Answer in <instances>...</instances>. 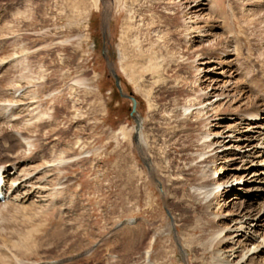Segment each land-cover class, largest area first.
Returning a JSON list of instances; mask_svg holds the SVG:
<instances>
[{
  "label": "rangeland",
  "instance_id": "374dc122",
  "mask_svg": "<svg viewBox=\"0 0 264 264\" xmlns=\"http://www.w3.org/2000/svg\"><path fill=\"white\" fill-rule=\"evenodd\" d=\"M112 71L136 100L134 113ZM200 94L218 110L207 126L218 134L205 143L208 169L195 160L204 141L189 115L205 105L186 109ZM263 99L264 0H0V264H107L116 235L135 224L145 262L128 264H264V112L237 115L254 103L264 111ZM41 115L50 122L34 130ZM25 126L33 132L23 134ZM174 129L192 135L189 151L173 148L166 135ZM137 136L169 154L162 167L175 159L157 173L160 185ZM126 159L128 176L143 171L138 204L126 200ZM196 166L212 170L222 196L202 217L182 181ZM31 214L40 217L28 221ZM209 220L228 236L216 255L201 240ZM57 230L80 234L50 251L41 241ZM250 238L261 246L240 262Z\"/></svg>",
  "mask_w": 264,
  "mask_h": 264
},
{
  "label": "bare ground",
  "instance_id": "6f19581e",
  "mask_svg": "<svg viewBox=\"0 0 264 264\" xmlns=\"http://www.w3.org/2000/svg\"><path fill=\"white\" fill-rule=\"evenodd\" d=\"M118 4V3H117ZM155 8V7H154ZM238 51V50H237ZM239 54V53H238ZM140 55V54H139ZM138 55V56H139ZM143 55V54H142ZM136 57V56H135ZM150 57V58H149ZM147 59H149L148 62H151V56H149ZM140 59V58H139ZM145 60V59H144ZM168 73V69H163L161 74H159L160 77H164L163 73L165 71ZM203 95V94H202ZM201 94L198 95V97L194 98L193 100L191 99V101H189V104H188V107L186 108L187 110H191L192 108H195L197 106L201 107L203 105H205V109H200V108H195V112L192 111L189 115H191V117H193L195 119L194 121V125H196L198 128H199V132H198V137H197V142L200 140L204 141V143L198 147L197 151H196V158L195 160L197 159L198 160V163L199 165H205L203 166L205 169L207 168L208 169V165L209 163H207V161L211 160L210 157H206V154L208 152H206L207 149H210L211 148V145H208V144H205L207 142V139L210 138V135L213 134V136H218L217 133H211L210 130L208 129L207 130V126H210V120L216 118L215 114L218 113V110L215 108L212 107V104H207L210 100V98H207L205 97L204 95L202 96ZM219 95L217 96H213V97H218ZM189 98V97H187ZM257 98V97H256ZM254 98L255 101H257V99ZM260 99V97H259ZM264 100V99H263ZM212 110H214V114L213 116L211 115L209 118H208V115H210L211 111H209L210 108ZM205 110V111H204ZM194 112V113H193ZM210 112V113H209ZM263 109H260L256 106V104H252L250 106H246L244 108H242L241 110H239V112L237 113V115H239L241 118L245 115L247 117H249L250 119L253 120H257V119H260L259 117H262L263 115H261V113H263ZM43 115L41 116H38L37 119H36V124L38 125H35L34 124V127L33 129L35 130L36 128H39V130H41V128H43L45 125H47L50 120L47 119L45 120L44 118H42ZM207 116V118H205ZM256 118V119H255ZM189 119V118H188ZM42 126V127H40ZM31 127H28V126H25L23 128H21V131L23 134H28L29 132H33ZM38 130V129H37ZM35 132V131H34ZM140 136V135H139ZM166 136H170V140L172 141V146L173 148L177 151V152H182V153H185L187 151L190 150L191 146L188 145V146H185L183 145V143L185 144L187 141L191 140L192 139V135H187V134H183L182 132L180 131H176L175 129L170 133V134H167ZM132 137V136H130ZM129 137V139H130ZM141 137V136H140ZM139 137V138H140ZM144 137V136H143ZM165 137V136H164ZM138 136L136 138V141H137V145H136V149L139 151L140 155L142 154V157L144 154H150V155H154L155 159L152 161L154 162L153 164V167L151 168V172L149 174H151V179L152 181L154 179H158L157 182L155 183V185H160L161 181H160V176L157 175V173H159L161 175V173H165V171L167 170V173H169V171L172 170V167L175 165V159H172V160H169L168 161V166H164L162 167L161 164H163L161 161H164V159H166L169 154L166 152V151H163L162 149H157L156 146L157 145H151L148 147L146 144H145V140L143 139V142H139L138 140ZM142 139V138H141ZM148 140V139H147ZM170 141V142H171ZM142 143V144H141ZM169 143V142H168ZM171 146V147H172ZM256 146L258 145H255L254 148H257ZM13 148V147H12ZM11 148V150H12ZM15 148V147H14ZM167 148V147H165ZM156 149V150H155ZM10 150V152H11ZM161 150V151H159ZM179 150V151H178ZM35 151L37 152L38 149H35ZM34 151V152H35ZM211 152V151H210ZM156 153V154H155ZM163 156V158L161 159H158L159 157ZM150 157V156H148ZM34 156H32V154H30L28 157L26 158H23V160H31L33 159ZM145 158V157H144ZM175 158V157H174ZM130 159V158H129ZM146 159V158H145ZM186 160V159H185ZM127 161H129L128 159H126L125 161V173L128 175H132V169L130 168V164L127 163ZM129 164V166H128ZM135 166V165H134ZM204 168L199 169V167H194V168H189L187 170V172L189 171H193L194 169V176L192 177V179L190 180H187L186 179H183V185L184 184H187V182L191 183L190 185L193 187V194L192 195H185L184 197L185 198H189V202L191 203V205L189 207L192 208L195 207L194 209V213L196 215H198L199 217L204 214V215H209L208 211L212 210L213 206H214V203L217 201L218 203V200L219 198H221V193L219 192L218 190V185H219V182L218 180L214 182V185H212V180H215L213 178L210 179V171H211V174H212V170H208L206 171ZM223 168V167H222ZM224 169V168H223ZM5 171V167L3 169H0V174L2 175H5L6 173L3 172ZM5 173V174H4ZM166 174V173H165ZM143 175V171L140 173V175L137 174L136 177L132 178V176H128L126 177V180L128 181L127 182V187H131L132 191L129 192L128 194V197L126 198V200L130 203V202H134L135 204H138L139 203V196L137 197V195L139 194V189L142 188V187H139L137 184V181H141L142 180V176ZM212 176V175H211ZM4 177V176H3ZM22 177H26V175H22ZM137 177H141L140 180H133V179H137ZM4 181H2L4 184H5V181H6V177H4ZM169 177H167V182H170L171 183V186L172 184H180V182L178 180H175V183H172L171 181L172 180H168ZM132 179V180H131ZM163 180V179H162ZM13 181V180H12ZM134 181V184L133 182ZM1 182V183H2ZM151 182V181H150ZM148 183V182H147ZM142 184V183H141ZM143 184H145V182H143ZM11 186V185H10ZM12 187V186H11ZM10 187V188H11ZM145 187V186H144ZM143 187V188H144ZM9 188V189H10ZM168 196H167V200L170 201L171 198L174 193L172 191V188L169 187V190H168ZM3 192V190H2ZM136 193V194H135ZM216 193V194H215ZM215 194V195H214ZM3 195H4V192H3ZM126 195V194H125ZM166 195V194H165ZM177 195V194H176ZM141 196V195H140ZM214 196V197H213ZM175 199L177 200V204H180L182 202V200L180 198H176ZM186 202H188V200H185ZM126 202V203H128ZM193 204V205H192ZM196 204V205H195ZM195 205V206H194ZM17 206V205H16ZM14 208V207H13ZM11 209V208H10ZM197 212V213H196ZM49 213V212H48ZM193 213V214H194ZM40 214V213H39ZM28 215V214H27ZM38 214H31L28 218V221L32 220H36V217ZM216 215L213 214V220L215 219ZM40 217V216H39ZM38 220V219H37ZM77 220V219H76ZM209 224H210V227L212 228V230H209L207 229L206 227L203 229L205 232H207L206 234V237H202V241L203 240H206V244H204V248H210L211 249V252L214 253V255L216 254H219L220 250H222L223 246H224V243H223V238L224 237H228V236H223V232L216 230L213 226L212 223H214L213 221L209 220L208 221ZM59 224V222H58ZM86 224V223H85ZM212 224V225H211ZM84 226V225H83ZM131 226V227H129ZM26 227V226H25ZM82 228V226H80ZM24 228V227H22ZM25 229V228H24ZM142 227L140 226V224H135V225H127V227L119 234L116 235V238L113 240L114 243L112 244L113 245V248L112 250H109V258L107 259L106 263L107 264H128L131 260H133V258L136 257L137 261H140L141 259H143V256L141 255V252H142V249L143 248V241H144V234L142 233L141 231ZM176 229V228H175ZM19 230V229H17ZM23 230V229H22ZM76 231V230H75ZM73 231L72 233H68L69 231L65 232L63 230H57L54 234H50L51 236L46 239V240H42L41 242L43 243V245H47L49 246L47 249H49L50 251L52 249H54L56 246H64L65 244V240L67 239V237H73V238H77L78 237V234H80V232H75ZM21 232V231H20ZM34 233V232H33ZM43 233V232H42ZM19 234V233H18ZM123 234V235H122ZM30 235V233H29ZM34 235V234H33ZM84 235V234H83ZM121 235L123 237H121ZM13 237V236H12ZM29 239L31 238L33 241H40L41 239L44 238V234H41L40 236H28ZM47 237V236H46ZM121 237V238H120ZM221 237V238H220ZM86 237L84 236L83 238L76 241V244H73V241H71L70 244H73L74 246H80L82 247V244H81V240L82 239H85ZM113 238V237H112ZM220 238V239H219ZM26 239V238H25ZM28 240V238H27ZM25 240V241H27ZM49 240V241H48ZM111 240V239H110ZM156 241V239H154ZM52 241V242H51ZM83 241V240H82ZM18 242V241H17ZM23 241H21L22 243ZM27 243V242H25ZM36 243V242H35ZM245 246H243V251H241V254L239 256L240 258V262L241 261H244L245 257L248 256V253L250 252V250H252L253 248H258L260 247L261 245L260 244H257L255 240H253L252 238L250 239H245L244 243H243ZM67 246V245H65ZM151 244L148 246L147 250H150L151 249ZM23 247V246H22ZM46 247V246H45ZM248 247H250V249H248ZM16 248V247H15ZM31 249V248H30ZM33 249V248H32ZM46 249V250H47ZM64 253L67 252V248L65 247L64 248ZM195 250V249H194ZM194 250H192L194 252ZM29 251V250H28ZM33 251V250H32ZM196 251V250H195ZM19 252V251H17ZM16 253V252H15ZM20 253V252H19ZM18 253V254H19ZM55 253V252H54ZM148 258H150V253H149V256ZM1 260V259H0ZM144 259H143V262L144 263ZM250 263L252 262L251 260L249 261ZM1 263V262H0ZM136 263V262H135ZM134 263V264H135ZM141 262H138V264H140ZM225 264H230L229 262H224ZM223 262H218L217 264H224ZM243 264V262L241 263Z\"/></svg>",
  "mask_w": 264,
  "mask_h": 264
},
{
  "label": "water",
  "instance_id": "95a60500",
  "mask_svg": "<svg viewBox=\"0 0 264 264\" xmlns=\"http://www.w3.org/2000/svg\"><path fill=\"white\" fill-rule=\"evenodd\" d=\"M111 74H112V77L114 79L115 88L117 89V91L119 92V94L122 98L128 99L131 102L132 113H134L135 109H136V100L131 95H125L123 93L119 77L117 76V74L114 71H112Z\"/></svg>",
  "mask_w": 264,
  "mask_h": 264
}]
</instances>
